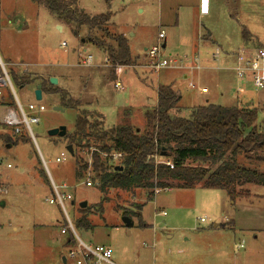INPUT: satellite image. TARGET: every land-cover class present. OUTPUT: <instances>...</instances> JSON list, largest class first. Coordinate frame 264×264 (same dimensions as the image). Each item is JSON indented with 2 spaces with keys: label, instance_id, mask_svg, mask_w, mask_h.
<instances>
[{
  "label": "rangeland",
  "instance_id": "rangeland-1",
  "mask_svg": "<svg viewBox=\"0 0 264 264\" xmlns=\"http://www.w3.org/2000/svg\"><path fill=\"white\" fill-rule=\"evenodd\" d=\"M77 5L91 16L110 12V34L127 38L133 62L116 65L114 78H110L111 64H104L103 47L87 41L95 31L82 27L75 36L36 0H0V61L9 73L31 78L23 86L13 83L14 94L9 87H0V92L11 102L9 89L28 115L39 118L31 124L34 138L23 129L26 142L19 140L6 148L0 143V181L5 186L0 200H6L0 205V264H65L62 256L69 248L65 241L69 231L60 230L67 217L86 244L109 246L117 264H264V185L238 186L242 195L234 200L224 190L201 184L157 188L150 198L145 189L111 188L104 194L94 184H86V178L92 181L94 175L92 149L79 151L87 169L77 180L75 156L65 149L66 141L47 133L59 125L72 132L78 110L62 106L60 93L44 92L40 100L34 94L44 79L67 98L78 100L82 110L101 118L103 128L129 124L143 130L144 112L157 101L159 79L172 82L179 96L171 110L174 115L188 117L192 108L206 103L225 107L249 103L260 109L257 124L264 128V89L255 90L229 69L239 47L264 48V0H210L206 16L198 14L197 0H78ZM243 30L249 33L247 40ZM160 31L165 36L163 57L176 59L178 66L197 53L209 58L216 49L229 58L220 56L200 71L152 69L145 49L158 42ZM101 36L105 43L114 44L113 39ZM87 54L93 57L89 66L81 63ZM51 78L56 82H50ZM116 80L125 90L113 87ZM202 86L206 91H200ZM56 106L62 110H55ZM2 112L0 108V117ZM0 132L9 133L1 126ZM61 152L65 158L57 162ZM258 155L239 154L236 159L249 167ZM53 183L61 193L69 194L64 209L45 200L54 196ZM83 201L87 202L88 228L76 224ZM100 201L102 211L96 209ZM124 217L131 219L132 226H125ZM67 264L74 261L68 258Z\"/></svg>",
  "mask_w": 264,
  "mask_h": 264
},
{
  "label": "trees",
  "instance_id": "trees-1",
  "mask_svg": "<svg viewBox=\"0 0 264 264\" xmlns=\"http://www.w3.org/2000/svg\"><path fill=\"white\" fill-rule=\"evenodd\" d=\"M36 1L58 21L67 24L75 36L82 27H87L90 33L95 31V36L87 41L103 47L112 66L110 78H114L116 65L133 62L127 38L120 33L112 36L109 32L110 12L88 15L78 8V0ZM101 34L113 39L114 44L105 43ZM242 37L247 40L249 33L243 30ZM9 75L12 83L20 86L31 81L29 76H19L13 71ZM38 84L42 93H60L62 106L78 110L73 131H67L63 137L67 144L73 146L74 175L80 180L87 169V162L83 163L80 159L79 151L82 148L92 149L90 157L94 175L90 179L104 194L111 188L125 191L145 189L148 191L147 198H150L155 188H171L172 185L190 188L201 184L224 190L234 200L242 195L236 187L264 185V128L257 124L258 107L250 104L225 107L206 103L192 108L188 117H182L171 113L176 108L179 96L169 85L160 84L156 104L144 112L146 127L143 130L129 124L103 128L101 118L82 110L78 100L67 98L64 91L56 87L57 90L47 80H40ZM8 92L12 99L8 104H14L13 96ZM0 126L9 131L0 132V143L5 148L19 140L26 142L25 135H12L6 126ZM249 153H260L249 167L236 159L239 154ZM114 154H119L115 160ZM163 158L171 163L162 162ZM247 158L251 159V156ZM188 161L202 164L190 165ZM39 174L46 180L40 168ZM140 208L141 205H138ZM96 209L102 211V201ZM82 212L76 218V224L88 228L90 223L86 208ZM71 242L72 237L68 236L67 244Z\"/></svg>",
  "mask_w": 264,
  "mask_h": 264
},
{
  "label": "built area",
  "instance_id": "built-area-1",
  "mask_svg": "<svg viewBox=\"0 0 264 264\" xmlns=\"http://www.w3.org/2000/svg\"><path fill=\"white\" fill-rule=\"evenodd\" d=\"M209 11V0H199V13L201 15H206ZM164 32L160 31L158 33V42L150 48H146L145 54L148 59L149 67L155 70L164 69V68H186L189 66L177 65L178 61L172 58L163 57V42ZM61 46H66L65 42L61 43ZM214 58L217 57V53L213 55ZM196 63L192 65V69L201 70V66L196 58ZM93 62V57L91 54L85 55L82 60V64L85 66L91 65ZM104 64L108 66L109 59L107 56L104 57ZM236 77L251 85L255 90L264 89V48L262 47H253V46H242L240 47L235 54L234 64L232 66ZM12 81L9 75V72L0 61V87H9L13 91ZM189 86H193L190 82ZM113 87L118 90H125L124 86L119 80L114 81ZM8 91H10L8 89ZM201 92L206 91L205 88H200ZM14 94V91H13ZM5 96V95H4ZM3 94L0 92V108L3 111L0 119V124L6 126L10 130L12 135H22L23 129H26L28 134L33 137L31 132V124L38 123L39 118L34 114H27L23 109L21 104L15 97L14 104H8V101L4 99ZM14 99V98H13ZM16 101V104H15ZM14 105L17 106L18 111L15 109ZM29 110H33L34 106L32 104L28 105ZM24 134V133H23ZM119 154H114L113 159L115 160ZM65 153L61 152L56 161L60 162L64 160ZM162 162L170 164L169 159H161ZM3 164V158L0 156V165ZM6 167H11L10 163H6ZM1 178V176H0ZM86 184H93L92 181L86 179ZM64 187V185H63ZM165 189L169 190L170 188L166 187ZM54 196L45 199L51 204H58L64 209V199L70 198L69 194L61 193L58 190V187L53 183ZM5 192V186L0 182V194ZM154 192H157V188L154 189ZM165 212H163L164 214ZM200 221L203 222L204 219L200 218ZM69 231V236L72 237V242L69 244L67 251V257L74 261V264H117L115 263L112 257V249L109 246L96 244L90 245L86 244L75 232L74 227L70 219L67 217V224L61 229V233H67Z\"/></svg>",
  "mask_w": 264,
  "mask_h": 264
},
{
  "label": "crops",
  "instance_id": "crops-1",
  "mask_svg": "<svg viewBox=\"0 0 264 264\" xmlns=\"http://www.w3.org/2000/svg\"><path fill=\"white\" fill-rule=\"evenodd\" d=\"M197 6H198V14L199 15H201L200 13H199V0H197ZM209 12H210V0H209V11H208V13L206 14V15H208L209 14ZM206 15H202V16H206ZM58 26V25H57ZM59 28H61V26L59 25L58 26ZM211 35V34H210ZM163 44H164V46L163 47H165V37H164V42H163ZM243 46H251V45H243ZM242 47V46H241ZM240 48V47H239ZM238 48V49H239ZM146 50V49H145ZM215 52L217 53V57L216 58H214L213 57V55L215 54ZM215 52H212V53H210L209 54V58H206V59H203L198 53L197 54H194L192 57H191V60L190 59H188V60H186L184 63H183V65L182 66H189V67H186V68H177V69H181V70H184V69H190V70H193V71H200V70H196V69H192V65L194 64V62L196 63L197 61H196V58H198V62H199V64L201 65V66H203V68L201 69V70H203L204 68H207V66H208V63H210L211 61H213V60H215V59H217V58H220V56L222 57H225V58H229L228 56L229 55H226V54H224V53H221L220 52V50L219 49H216L215 50ZM234 58H232L233 60L235 59V55L233 56ZM186 58V57H185ZM232 59H230L231 60V62H232ZM233 64H234V61H233ZM233 66V65H232ZM232 66L229 68V69H231L232 70ZM222 69V68H221ZM223 69H226L225 67H223ZM233 71V70H232ZM183 72V71H182ZM234 72V71H233ZM186 76V73H182V77H185ZM159 80V79H158ZM158 80H157V83H156V87H155V93H157V87L160 85V84H162V85H169L171 88H172V86L173 85H171L172 84V82H169V83H161V82H158ZM201 88H205L206 89V87H204V86H202ZM173 89V88H172ZM176 93V92H175ZM177 94V93H176ZM178 95V94H177ZM149 100V99H148ZM246 105H249V103H247ZM3 185H4V183L2 182V181H0ZM170 190V189H169ZM5 202H6V200H4V199H2V200H0V205L1 206H4L5 205ZM51 221H54V219L52 218L51 219ZM215 226H217V224H214ZM63 228V227H62ZM61 228V229H62ZM60 233H61V230H60ZM69 236V235H68ZM68 239V238H67ZM67 239L65 238V241H66V243H67ZM62 260H63V262L65 263V264H67L68 263V258H67V256H66V254L65 255H63L62 256Z\"/></svg>",
  "mask_w": 264,
  "mask_h": 264
},
{
  "label": "water",
  "instance_id": "water-1",
  "mask_svg": "<svg viewBox=\"0 0 264 264\" xmlns=\"http://www.w3.org/2000/svg\"><path fill=\"white\" fill-rule=\"evenodd\" d=\"M163 46H164V44H163ZM50 82L55 83L56 82V79L55 78H51L50 79ZM34 94H35L36 100H40L42 98V90H41V85L40 84H38L36 86L35 91H34ZM54 109L55 110H62V107L61 106H56V107H54ZM66 132H67L66 127L64 125H59V126L50 128L47 133H48L49 136H57V137L63 138L65 136ZM65 149L71 155L74 154V152H73V146L71 144H67L65 146ZM119 169H121V167ZM86 205H87V202L86 201H83V202H80L79 203V207H81V208L86 207ZM123 222H124V224H125L126 227H130L133 224L132 221H131V219L129 217H124L123 218Z\"/></svg>",
  "mask_w": 264,
  "mask_h": 264
}]
</instances>
